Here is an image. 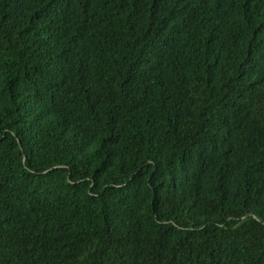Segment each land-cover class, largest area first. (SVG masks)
I'll use <instances>...</instances> for the list:
<instances>
[{
	"label": "trees",
	"instance_id": "obj_1",
	"mask_svg": "<svg viewBox=\"0 0 264 264\" xmlns=\"http://www.w3.org/2000/svg\"><path fill=\"white\" fill-rule=\"evenodd\" d=\"M0 264H264V0H0Z\"/></svg>",
	"mask_w": 264,
	"mask_h": 264
}]
</instances>
